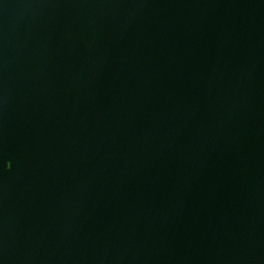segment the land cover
<instances>
[{
  "label": "water",
  "instance_id": "1",
  "mask_svg": "<svg viewBox=\"0 0 264 264\" xmlns=\"http://www.w3.org/2000/svg\"><path fill=\"white\" fill-rule=\"evenodd\" d=\"M0 264H264V0H0Z\"/></svg>",
  "mask_w": 264,
  "mask_h": 264
}]
</instances>
